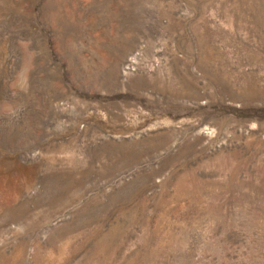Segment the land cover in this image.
I'll return each mask as SVG.
<instances>
[{
	"label": "rangeland",
	"instance_id": "obj_1",
	"mask_svg": "<svg viewBox=\"0 0 264 264\" xmlns=\"http://www.w3.org/2000/svg\"><path fill=\"white\" fill-rule=\"evenodd\" d=\"M0 264H264V0H0Z\"/></svg>",
	"mask_w": 264,
	"mask_h": 264
}]
</instances>
